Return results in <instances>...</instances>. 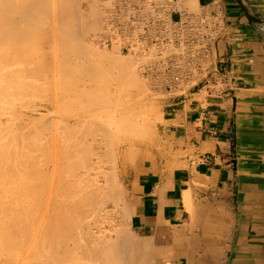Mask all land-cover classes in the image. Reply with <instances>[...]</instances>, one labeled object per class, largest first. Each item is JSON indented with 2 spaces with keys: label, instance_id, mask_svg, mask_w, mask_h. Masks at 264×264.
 Returning a JSON list of instances; mask_svg holds the SVG:
<instances>
[{
  "label": "crops",
  "instance_id": "crops-1",
  "mask_svg": "<svg viewBox=\"0 0 264 264\" xmlns=\"http://www.w3.org/2000/svg\"><path fill=\"white\" fill-rule=\"evenodd\" d=\"M243 1L264 13V0ZM171 7L173 21L222 12L228 28L215 43V62L232 73L234 88L213 93L201 81L163 101L160 131L170 153L145 159L127 179L129 226L156 244L177 230L196 241L204 230L226 229L220 241L236 243L237 258L197 254L192 264H264V31L239 0H173Z\"/></svg>",
  "mask_w": 264,
  "mask_h": 264
},
{
  "label": "rangeland",
  "instance_id": "rangeland-1",
  "mask_svg": "<svg viewBox=\"0 0 264 264\" xmlns=\"http://www.w3.org/2000/svg\"><path fill=\"white\" fill-rule=\"evenodd\" d=\"M16 1H17V3H21V2H23V0H13V2L14 3H16ZM44 1H45V3H46V5L48 4V6H47V8H46V6H45V3H44ZM91 1V2H90ZM128 1V2H127ZM136 1L139 3V5H137V3H136ZM48 0V1H46V0H42V5L40 6V7H37V10H39V11H37L36 9H35V13H33V15H34V17H33V19L31 18V19H29V21L31 22L32 20H34V21H36L37 19V16H43V17H41V19H40V17H38V20H37V23L36 24H34V21H32V23H30V22H28V21H24V23H22V22H19L18 20V23L16 22V27L18 26L19 28V30H17V32H15L14 33V35H13V38H11L12 36L10 35V37L8 36V38H7V36L5 37V38H7V39H4V41H2V42H0V57H2V58H4L5 59V61L3 62L2 60H0V82L1 81H5L4 80V78L6 79V81H7V79H8V81L10 82V85H7V83H9V82H1L2 84V88L0 89L1 91H3L2 92V94H0V100H2L0 103V109L2 110L1 111V114L2 115H4V116H6V115H8V113L10 114V113H12V114H10V115H8V116H6L7 118L8 117H11L12 119L15 117V115H17V117H15L13 120H11V122H10V120H9V118L7 119L9 122H10V124L8 123V125L7 126H9V129H8V127L4 130V132L8 129L9 130V132H11V133H7L8 132V130H7V132H3V129L2 130H0V135H2V136H0V142H5V141H8V139H10L12 142V144H11V146H12V149L14 148V146L16 147V148H14L15 149V152H14V154L15 155H17V157H20L21 158V156H22V152L24 153L26 150H28V149H25L24 148V144L26 143L27 145V148H28V146H29V150L28 151H26L27 153L29 152V154H26V157H29V156H31V158H30V160L31 159H34V161L36 162L35 163V167H37L38 166V164L39 165H42L41 166V168H45V167H50V165H49V163H48V165H47V159H48V157H51V154H59V150H60V145L59 144H62V140L61 139H63V132H62V113L61 112H65L68 108H73V107H71V106H73L74 104H76L77 102L76 101H80V103L81 104H86L88 101V103L87 104H89V103H91L92 101H90V100H96V96H97V99L99 98V97H101V96H105V95H107V94H109V96H111L110 98H112V99H114L115 97H114V91H113V93L112 92H110V90L115 86L113 83H115L116 81H114L113 80V82H112V76L114 75V72L116 73V74H119V71H121V68L122 69H124V68H128V67H133L132 69L135 71V74H136V76H137V81H139V83H141V85H143V92L141 93V95L142 96H144L143 97V100H142V103H141V106H139L140 108L139 109H141V110H139V112H142L141 114H140V122H139V129L137 130V131H135V132H133L132 133V138H130L129 140H128V145L127 144H125L124 146H122L121 147V150H120V152L122 151V149L124 150V153L123 152H121L123 155V157H122V159H120L118 162H115L113 159L114 158H112V159H109V160H106V159H102L104 162H102L101 164H102V166L98 169L100 172H98V170H97V177L99 178V180H101V183H103V181H106V177H109L110 178V175L112 176V174H113V176H115V177H111L112 179L111 180H109V178H108V181L109 182H111L112 180V184H114V185H110V184H108V185H110V186H108L109 187V189H110V193L111 194H115L116 196H114V195H111V194H109L108 193V191L107 190H109L108 189V187H107V190H105V188L100 192L101 194H103V193H105L104 191H107L106 193H108V198H109V195H111L112 196V199L114 198V197H118V198H116V199H113L114 200V202H112V200H111V198L110 199H108L109 200V202L111 203H107L106 201H107V198H105L106 199V201H101V199H102V197L104 196V195H106V193L104 194V195H101V194H99V195H101L100 197H101V199H100V205H99V210L101 211L99 214H96L95 216H92L91 217V215H90V217H89V215L87 216H84L83 218H84V223L86 222V224H84V223H82V221L81 220H83V218H82V216H81V219L79 218V221H81V222H79L80 224H81V226H80V224H79V231L80 230H82V233L81 234H79V236L82 238V234H85V232H86V235H88L89 234V236L91 237V235H90V233H91V231H92V235H94L97 231H98V233H96V234H100V232H99V229L97 228V227H101V230H102V234H103V232L104 233H106V231L108 232H110V234H109V232L108 233H106V235H108V238L109 237H111V241H113V239H114V241H115V238H114V234L117 232H115V233H113L116 229L119 231L120 229H124L123 231H127V233H129L127 236L128 237H130L131 238V241H132V243H131V246H132V248L134 249V251L132 252V251H128L127 252V249H126V252H127V254H128V258H129V255H131L130 257L131 258H133V259H135V260H132V261H134L133 262V264H143L142 263V259H143V256H145L144 258L145 259H147V264H152L153 262H156V260H157V257H158V255L156 254L157 252H156V249H157V244L155 243V240L153 239V238H151V237H149V236H147L146 235V237H143V236H145V235H143V234H141V233H139L138 231H136V230H133L130 226H129V223H128V219H129V215H130V210H129V206H128V204H127V200H128V190H127V185H126V181H127V179L128 178H130L131 177V173H133L135 170H137L138 169V166L140 165V163L141 162H143L145 159H148V158H153V157H155L156 156V154L158 153V154H162V153H170V150H168L167 148H166V143H165V139L163 138V136H162V133H161V131H160V124H161V122H162V116H163V112H164V104H163V101L164 100H166V99H168L171 95H172V92L171 91H169V88H166L165 87V85L162 83V82H160V80L159 79H157V77H152V74H150L149 73V71L150 70H147L146 69V67L145 68H143L142 66L144 65V63L145 62H151V61H149V59L148 58H150V55H148V56H142V54L141 53H138V52H131V50H127V49H125L124 47H122V46H118V45H110V43H109V41H108V39H107V37H108V35H109V33H110V23H109V19L110 18H112V19H114V20H117V21H120V22H122V24H126L127 22H129L130 21V16H132V15H137L136 13L138 12V10H139V8L141 7V3H143V1H145V0H140V2H139V0ZM110 3V5H109V3ZM136 4H135V3ZM44 3V4H43ZM55 3V4H54ZM122 3H126V5L129 7V9L125 12V11H123V9H121L122 7ZM128 3V4H127ZM64 4V5H63ZM68 4V5H67ZM133 4V5H132ZM66 5V6H65ZM66 8H65V7ZM89 6V7H88ZM97 6V7H96ZM131 6V7H130ZM94 7V8H93ZM106 7V8H105ZM43 8V9H42ZM62 8V9H61ZM93 8V9H92ZM110 10H109V9ZM133 8V9H132ZM137 8V9H136ZM191 8H194V6H191ZM49 10V12L47 11V10ZM64 9V10H63ZM70 9V10H69ZM111 9H112V12H111ZM115 9V10H114ZM58 10H60V11H58ZM88 10H89V12H88ZM93 10V11H92ZM83 11V12H82ZM102 11V12H101ZM37 12L39 13V15L37 14ZM40 12H42L43 13V15L40 13ZM48 12V13H47ZM59 12V13H58ZM90 12L91 13H93V14H90ZM104 12V13H103ZM132 12V13H131ZM47 13V14H46ZM55 13V14H54ZM69 13H70V15H69ZM82 13V14H81ZM85 15H84V14ZM128 13V14H127ZM134 13V14H133ZM54 14V15H53ZM62 14V15H61ZM65 14H67V15H65ZM77 14V15H76ZM124 14V15H123ZM262 14V13H261ZM48 15V16H47ZM63 15H65V16H63ZM92 15V16H91ZM262 15H264V13L262 14ZM47 17V18H45V17ZM60 16H63L64 18H63V23H64V25L62 24V21H61V18H60ZM71 16V17H70ZM50 17V18H49ZM59 17V18H58ZM68 17H69V19H68ZM90 17H92V19L90 18ZM122 18V19H121ZM129 18V19H128ZM36 19V20H35ZM43 19V20H42ZM68 19V20H67ZM88 19V20H87ZM94 19V20H93ZM55 20V21H54ZM57 20L59 21L58 23H56L57 22ZM83 20H85V21H83ZM104 20V21H103ZM126 20V21H125ZM39 21V22H38ZM45 21V22H44ZM91 21H93L92 23H95V24H92L93 25V27H91V24H90V27L87 29V30H84V32H82L83 31V29L85 28V26L84 25H86V24H89ZM98 21V22H97ZM55 22V23H54ZM97 22V23H96ZM101 22V23H100ZM107 22V23H106ZM20 23V24H19ZM44 23V24H43ZM60 23V24H59ZM68 23V25H66V24ZM17 24H19V25H17ZM26 24V25H25ZM29 24H30V27H29ZM31 24L32 25H34V27L33 26H31ZM53 24L56 26V27H54L53 26ZM80 24V25H79ZM101 24V27L99 26ZM22 25H24V26H22ZM58 25H60V27L58 26ZM62 25H63V29H62ZM73 25V26H72ZM94 25H96V26H94ZM20 26H22L23 27V30H24V28L26 29V30H22V31H20V29H22V27H20ZM50 26V27H49ZM51 26H53V28L51 27ZM58 27H59V29H58ZM70 29H69V28ZM80 27H81V29H82V31H81V29H80ZM84 27V28H83ZM37 28H39V29H37ZM65 28V29H64ZM68 28V30L69 31H67L66 29ZM100 28V29H99ZM31 31H30V30ZM44 29V30H43ZM51 29H52V31H51ZM72 29H73V31H72ZM86 29V28H85ZM32 30H33V32H32ZM63 30H65V31H63ZM71 30V31H70ZM20 31V32H19ZM27 31V32H26ZM38 32V34H37V32ZM58 31H59V33H58ZM80 31V32H79ZM34 32H36V33H34ZM43 32V33H42ZM53 32V33H52ZM55 32H57V33H55ZM64 32V33H63ZM21 33V36L22 35H28L29 36V33L30 34H32V35H30V36H32L33 38H31L30 36H29V40L28 39H26L27 38V36H25V38L23 39V38H18L16 41L18 42H15V38H16V36L18 35V37H20L19 36V34ZM23 33V34H22ZM62 33V35H60ZM83 33V34H82ZM15 34H16V36H15ZM51 34H53L52 35V37H51ZM59 34V35H58ZM65 34H68V36L67 35H65ZM73 34V35H72ZM85 34V35H84ZM101 34V35H100ZM35 35V36H34ZM43 35H48L49 36V39L47 40V41H43V40H41V37L43 36ZM80 35V36H79ZM100 35V36H99ZM103 35V36H102ZM15 36V37H14ZM55 36V37H54ZM58 36V37H57ZM60 36H62V37H60ZM96 36V37H95ZM24 37V36H23ZM76 37V38H75ZM81 37V38H80ZM31 38V39H30ZM60 38H62L61 40H60ZM63 38H64V41L65 42H62L63 41ZM9 39H12V42H10L9 41ZM54 39V40H53ZM67 39V40H66ZM80 39V40H79ZM81 39H83V40H81ZM79 41V42H78ZM95 41V42H94ZM103 41V42H102ZM9 42V43H8ZM68 43L69 45L68 46H70L71 48H73L74 49V47H73V44L75 45V51H78V50H80L81 48H79L80 46H82L83 45V43H84V47L83 48H86L87 49V52L89 51V52H91L90 54H89V52H88V54L89 55H91V59H88L87 58V62L85 61L86 59L84 58H82V56H81V58L79 57H77L76 59H78V65H80V69H77V71L79 70V72H78V75H79V77H81L80 79H82V80H79V85L77 84V85H72L71 87L73 88V91H72V88H71V92H69V94H67V95H60L59 97H54V94L55 93H59L61 90H62V87H64L65 88V85H66V83H67V81H64L63 79H61V78H59L60 77V75L61 74H57V73H60V72H55V71H53V72H49L50 74H47V75H49V76H47V75H40V71H39V73L38 72H36L37 70H35V71H28V69H27V71L25 70V66H27V68L29 67V68H32L33 66H34V64H33V62H32V59L33 58H36L37 56H39L41 53H43L42 51H45V52H47V55H49V58H48V60H50L51 61V59H56L57 60V58H60V57H62V55H65V54H67V53H70L71 52V54L72 53H75V51L73 50V49H71L70 47L69 48H67V46L65 47L66 48V51H67V49H71L70 50V52L69 51H65L64 49H63V51H62V46H63V43H64V45H66L65 43ZM17 43V45L15 46V44ZM53 43V44H52ZM73 43V44H72ZM62 44V45H61ZM71 44V45H70ZM25 45V46H24ZM41 45H43V46H41ZM49 45V46H48ZM77 45H78V50H76V47H77ZM37 46H38V48H37ZM42 47V50H40V48ZM55 46V47H54ZM57 46H59V47H57ZM40 47V48H39ZM43 47H46V48H43ZM49 47V48H48ZM61 47V48H60ZM176 46H172L171 48H175ZM25 48V49H24ZM55 48V49H54ZM59 48V49H58ZM19 49H20V51H19ZM177 49V48H176ZM72 50L74 51V52H72ZM66 52L65 54L63 53V52ZM21 53V54H20ZM63 53V54H62ZM87 54V55H88ZM21 55V56H20ZM74 55V54H73ZM92 56H94V58H92ZM7 57H9V58H7ZM17 57H18V59H17ZM144 58V59H143ZM7 59H8V62H7ZM14 59H16V60H14ZM20 59V60H19ZM82 59H83V62L85 61V65H83L82 63ZM93 59V60H92ZM95 59L97 60V61H100L99 63L100 64H98L97 63V61H95ZM92 60V61H95L96 63H97V65H95V62H94V65L92 64L91 66L90 65H88V64H90V61ZM105 62V63H104ZM7 64V65H4V64ZM81 63V64H80ZM119 63V64H118ZM87 64V65H86ZM111 66H110V65ZM120 64H123V65H120ZM2 65L4 66V68L2 69ZM82 65L85 67L86 66V68L89 66L90 67V69L89 68H87V71H85L84 69H86V68H83L82 69ZM116 65V66H115ZM94 66H96V67H94ZM98 66H100V67H98ZM101 66H103V67H101ZM108 66V70L107 69H105L106 67ZM110 66V67H109ZM114 66L116 67V68H114ZM122 66H125V67H122ZM17 67H19V68H17ZM93 67L94 68H100L99 69V72H101V73H103L102 74V76H95L96 74H98V75H100L101 73H99L98 71H97V69H94V70H92L93 69ZM105 67V68H104ZM15 68V69H14ZM23 68V70H21V72H20V69H22ZM9 69H11V71H8ZM12 69H14V70H16V71H13ZM19 69V70H18ZM91 71V73L92 74H89V70ZM102 69V70H101ZM110 69H112L111 71H110ZM119 70V71H117L116 72V70ZM7 70V72L5 73L7 76H2L1 75V73H4V71H6ZM101 70V71H100ZM107 70V72H108V74L106 75V76H104L106 73L105 72H103V71H106ZM19 71V73L18 74H16L17 72ZM25 71L28 73H25ZM80 71H82V73L84 72L86 75L88 74V76L89 75H91L92 77H95V78H92L91 79V77L89 78L88 76H85V77H82L83 75H85L84 73H83V75H81L82 73H80ZM10 72H12V73H14L15 75H17V77L16 76H14L12 73H10ZM30 72H32V74H30ZM86 72H88V73H86ZM94 72V73H93ZM95 72H98V73H95ZM8 73V74H7ZM10 73V74H9ZM20 73H22V74H20ZM5 74H3V75H5ZM11 74L13 75L12 77H11ZM110 74V75H109ZM8 75H10V76H8ZM40 75V76H39ZM109 75V76H108ZM112 75V76H111ZM229 75H232V73L230 74L229 73ZM28 76V77H27ZM3 77V78H2ZM8 77V78H7ZM26 77V78H25ZM70 77V76H69ZM89 79H88V78ZM101 77H103V78H101ZM105 77H107V79H109V81H111V83L110 82H108V80L107 79H105ZM109 77V78H108ZM20 80V83H19V80ZM84 78V79H83ZM86 78V79H85ZM100 78L101 79H104V80H107V82H105L104 80V82L105 83H103V81L101 82L100 81ZM111 78V79H110ZM61 79V80H60ZM66 80H68L67 78H65ZM99 81H98V80ZM162 79V78H161ZM16 80H18V81H16ZM63 80V81H62ZM93 80V81H92ZM13 81H15L14 82V84L12 83ZM70 81H71V77H70ZM95 81V82H94ZM163 81V80H162ZM16 82H18V83H16ZM21 82H22V84H21ZM23 82H24V84H23ZM25 82H27V84L25 83ZM65 84L64 86H62V84L63 83ZM97 82V83H96ZM100 82V83H99ZM4 83H6V84H4ZM30 83V84H29ZM4 84V85H3ZM15 84H17V86H19L20 84H21V86H19L20 87V89L16 86V87H14L15 86ZM19 84V85H18ZM97 84H100V85H98L97 86ZM114 86H113V85ZM85 85V86H84ZM107 85V86H106ZM108 85H110V86H108ZM232 85H233V88H234V83H233V79H232ZM7 86H9L8 88H10L11 90H9L8 88H7ZM11 86V87H10ZM24 86H26L27 88H23ZM31 86V87H30ZM87 86V87H86ZM101 86V87H100ZM98 87V88H97ZM102 87H107V88H104V90L106 89H108L109 87V92H107L106 90L104 91L103 89H102ZM112 87V88H111ZM162 87V88H161ZM5 88V89H4ZM29 88H30V90H29ZM99 88L101 89V90H99ZM3 89V90H2ZM9 91H8V90ZM15 89H17V91L14 90ZM26 89V90H25ZM31 89H33V91L31 90ZM79 89V91H77ZM85 89L87 90V91H85ZM90 89L92 90V91H90ZM21 90H24V92H26L25 94H21L20 92H23V91H21ZM60 90V91H59ZM84 90V91H83ZM93 90H95V92L93 91ZM96 90H98V91H96ZM104 92H103V91ZM6 91V92H5ZM20 91V92H19ZM27 91H30V92H28L27 93ZM38 91V92H37ZM84 93H86V94H88V95H86V96H84V94H83V92ZM102 91V92H101ZM32 92V93H31ZM37 92V93H36ZM77 92L79 93L77 96H75L76 94H77ZM94 92V93H93ZM97 92H98V94H97ZM101 92V93H100ZM107 92V93H106ZM81 93V94H80ZM91 93H93V95H95V96H93ZM96 93V94H95ZM104 93V94H103ZM146 93V94H145ZM153 93V94H152ZM156 93V94H155ZM3 94H5L4 96H3V98L4 99H6V100H3V98H2V95ZM9 94V95H8ZM10 94H11V96H13L12 98H8V97H6V95L7 96H9V97H11L10 96ZM27 94V95H26ZM83 94V97L81 96ZM100 94V95H99ZM116 94V93H115ZM90 95V96H89ZM93 97H92V96ZM22 97V98H21ZM82 97V98H81ZM2 98V99H1ZM54 98V99H53ZM75 98H77L76 99V101H74V99ZM79 98V99H78ZM22 99L24 100L23 101V103L21 104V101H22ZM62 99V100H61ZM9 100H11L10 101V104H9ZM21 100V101H20ZM82 100H83V102H82ZM6 101V102H5ZM12 101H13V103H12ZM17 101V102H16ZM52 101V102H51ZM62 101V102H61ZM19 102V103H18ZM74 102H76V103H74ZM80 103H79V107H80ZM6 104V105H5ZM17 104V105H16ZM19 104V105H18ZM47 105L48 106V108H45V109H43V106L40 108V109H36V107L37 106H39V105ZM52 104V105H51ZM61 104V105H60ZM3 105V106H2ZM10 105V106H9ZM22 105H23V107H22ZM5 106V107H4ZM31 106V107H30ZM56 106V107H55ZM25 107V108H24ZM55 107V108H54ZM60 107V108H59ZM3 108H4V111H3ZM7 108H9L10 109V111H12V112H9V110L7 111L6 109ZM16 108H17V110H18V112L16 111ZM24 108V109H23ZM33 108H35L34 110H33ZM53 108V109H52ZM13 109V110H12ZM36 110V111H35ZM81 109H79V111H80ZM14 112H17V113H15V115H13L14 114ZM20 112V113H19ZM68 112H69V110H68ZM4 113V114H3ZM6 113V114H5ZM29 113V114H28ZM28 116V117H27ZM5 118V117H4ZM36 118V119H35ZM48 120V121H47ZM59 120H60V123H59ZM13 121V122H12ZM16 121V122H15ZM29 121H31V122H29ZM15 122V123H14ZM24 122V123H23ZM28 122V123H27ZM40 122V123H39ZM44 122V123H43ZM57 122V123H56ZM49 123V124H48ZM144 123V124H143ZM20 124V125H19ZM11 125V126H10ZM13 125V126H12ZM15 125V126H14ZM60 126V127H59ZM143 126V127H142ZM41 127V128H40ZM43 127V128H42ZM59 127V128H58ZM28 128V129H27ZM42 129V130H40V129ZM35 129V130H34ZM48 129V130H47ZM53 129V130H52ZM16 132H15V131ZM45 130V131H44ZM47 130V131H46ZM61 130V131H60ZM26 131H28V132H26ZM37 131V132H36ZM41 131V132H40ZM43 131V132H42ZM1 132H3V133H1ZM13 132H15V135H16V139H15V137H14V134H13ZM35 132V133H34ZM51 132V133H50ZM24 133H25V135H24ZM28 133V134H27ZM37 133V134H36ZM43 133H44V135H43ZM3 134H4V137H3ZM13 135L12 136V138L14 137V139H15V141H14V139H11V138H8L9 136H11V135ZM30 134V135H29ZM6 135H9V136H7L6 137ZM29 135V136H28ZM39 135V136H38ZM50 135V136H49ZM26 136H27V138H26ZM43 136H44V138H43ZM48 136V137H47ZM58 136H59V138H58ZM38 137V138H37ZM4 138H8L7 140L5 139V140H2V139H4ZM26 138V139H25ZM50 138V139H49ZM36 139V140H35ZM42 139V140H41ZM52 139H53V141H52ZM60 139V140H59ZM2 140V141H1ZM35 140V141H34ZM38 140V141H37ZM48 140V141H47ZM32 141V142H31ZM37 141V142H36ZM42 141H44V142H42ZM50 141H51V143H50ZM57 141V142H56ZM28 142H30V144L28 143ZM53 142V143H52ZM55 142H56V145H55ZM58 142H60V143H58ZM6 143V142H5ZM31 143H33L34 144V146H33V144H31ZM36 143V144H35ZM44 143V144H43ZM48 143H50V144H48ZM58 143V144H57ZM116 143H117V145H116ZM6 144H8V147L10 146L9 145V141L6 143ZM14 144V145H13ZM43 144V145H42ZM45 144H46V146H47V149H46V147H44L45 146ZM118 144H120L119 143V140H117V141H115V148H117V147H119V145ZM130 144H132L131 146H130ZM23 145V146H22ZM35 145H36V147H35ZM38 145H40V146H38ZM59 145V146H58ZM11 146L9 147V149L11 148ZM21 146V147H20ZM38 146V147H37ZM43 148H45V150L44 151H42L41 150V148L42 147ZM51 146L53 147V150H52V148H51ZM117 146V147H116ZM19 149H18V148ZM31 147V148H30ZM32 147H33V150H31L32 149ZM34 147L36 148V150L34 149ZM54 147H56V149L54 148ZM20 148H23L22 150H25V151H22V150H20ZM38 148H39V150H38ZM58 148V149H57ZM132 149V153H131V149ZM12 149H10V150H12ZM126 149H128V151L126 150ZM17 150H20V153L19 154H17L18 153V151ZM41 150V151H40ZM48 150V151H47ZM118 152H119V150H118V148L116 149ZM135 150V151H134ZM14 150H12V152H13ZM16 151H17V153H16ZM22 151V152H21ZM46 151V152H45ZM55 151V152H54ZM25 152V153H26ZM54 152V153H53ZM32 153V154H31ZM40 155H38V154ZM47 153V154H46ZM49 153V154H48ZM51 153V154H50ZM42 154V155H41ZM45 154V155H44ZM14 155V156H15ZM23 155H25V154H23ZM27 155H29V156H27ZM49 155V156H48ZM38 156V157H37ZM17 157H13L12 158V162H14L15 163V165H17L16 163V158ZM23 157V156H22ZM36 157V158H35ZM45 157H46V160H45ZM95 157V155H93L92 156V159ZM19 158V159H20ZM27 160H28V158H26ZM41 159V160H40ZM43 159V160H42ZM18 160V159H17ZM23 160V164H25V162L27 161V160H25V156L20 160V162ZM25 160V161H24ZM30 160H28V163H33V161L32 162H30ZM113 160V161H112ZM45 162V163H42V162ZM19 162V161H18ZM39 162V163H38ZM8 163V162H7ZM10 163V162H9ZM22 163V162H21ZM21 163H19V167L17 166V170H18V172H15V173H17V175L16 174H13V173H11V176H9L7 179L8 180H10V181H7L6 180V183H4L5 181V178H3V177H0V192L1 191H4V190H2L3 188H2V186L4 185L7 189H6V191L8 190L9 192H6V191H4V192H1L0 194V198L1 199H3L4 200V196H6V197H13V198H7L6 199V197H5V199L6 200H4V201H10V202H12V203H14L15 205H16V207H15V205L13 204V206H12V204H10L9 205V209H10V206H12L14 209H16V210H20V209H18V207H20L21 208V210L20 211H23L22 209L23 208H25L26 206H27V204L26 203H28V206H29V208H28V210H26L27 208H25V211H24V213L23 212H20V213H23L24 215H22V214H20V215H22L23 217H27L26 216V213H28V211H30L31 212V210L33 209L32 208V206L34 205V203H36V206L39 204V202H38V200H39V197H41L42 195H41V193H42V191H43V189H42V187L44 186V185H46V184H44L45 182L42 180V179H39V181L41 182H43V185L41 186V189H40V185H38V187H35V186H37L36 184H35V182L36 181H32L30 178H32V177H34L33 178V180H36L37 178H41V174L39 173V172H41V168H40V166H38V168H35L33 165V167L37 170V169H39L40 168V170H37V171H35L34 172V168L33 169H30V167H32L30 164V166L28 165H24V167H23V165L21 164ZM41 163V164H40ZM104 164V165H103ZM47 165V166H46ZM22 166V167H21ZM26 166V167H25ZM29 167V169L33 172V174H35L36 173V175H30V173L31 172H29L30 170L28 169L27 171H26V169L25 168H28ZM48 167V168H49ZM21 168V169H20ZM22 168H24L25 169V171H26V173L27 172H29V174L28 175H30V178L29 177H26L27 176V174L25 175V174H23V173H21L20 174V171L22 170ZM50 168H52V165H51V167ZM20 169V170H19ZM104 169H105V171H104ZM101 170H102V172H101ZM111 170V171H110ZM39 171V172H38ZM22 172H23V170H22ZM37 172H38V176H37ZM106 172H107V174H106ZM110 172V173H109ZM102 173V174H101ZM105 173V174H104ZM12 174L13 175H16L15 177H20L19 179H18V177H17V179H18V181H19V187H17V189H16V186H17V183H16V181L14 182L13 180H15L14 178H13V176H12ZM22 174H23V176H22ZM32 174V173H31ZM39 174H40V176H39ZM105 175V176H104ZM32 176V177H31ZM91 176H92V174H91ZM10 177H12V178H10ZM26 177V178H25ZM37 177V178H36ZM36 178V179H35ZM113 178H115V179H113ZM4 179V180H3ZM21 180L24 182V183H26V182H30V183H34L33 185H34V187L35 188H37V190H40V191H37V192H33L32 191V184H31V186H29L30 184L29 183H26V185L27 184H29V185H27L28 186V191H29V188H30V190H31V192L33 193V194H30V192H29V194H30V197H27L26 195H24V197H27V198H24L23 199V194H22V196H21V198H20V195H21V190L23 191V190H26L25 189V187H21V186H23V184L21 183ZM26 182H25V181ZM28 180V181H27ZM30 180V181H29ZM3 181V182H2ZM13 181V182H12ZM17 181V182H18ZM39 181H37V184H42V183H39ZM115 181V182H114ZM12 182V183H11ZM4 183V184H3ZM7 183H10V184H12V186H9V184H7ZM14 183V184H13ZM16 183V184H15ZM22 184V185H21ZM49 185H50V183H48ZM8 187H7V186ZM15 187H14V186ZM21 185V186H20ZM24 186H25V184H24ZM113 188H112V187ZM11 187V188H10ZM13 187V188H12ZM45 187V186H44ZM47 187V188H46ZM46 193L48 194V192H49V186L48 185H46ZM113 189V191L111 190V188ZM115 187V188H114ZM9 188V189H8ZM21 190H20V189ZM119 188V189H118ZM14 189V192L15 193H17V195H19V193H20V195H19V201L20 202H26L25 204H26V206H25V204H24V206H23V204L22 203H20V202H18V204L20 205H18V207H17V200H18V197H17V195L15 196V195H13V194H15V193H11V190H13ZM16 189V190H15ZM19 189V190H18ZM118 189V190H117ZM16 191H19V192H16ZM27 191V192H28ZM13 192V191H12ZM25 193H26V191H24ZM40 192V193H39ZM44 192V191H43ZM4 193V194H3ZM10 193V194H9ZM38 193V194H37ZM26 194H28V193H26ZM29 194H28V196H29ZM36 194V195H35ZM43 194V193H42ZM47 194H45V192H44V194H43V199H41L40 200V202L43 200H45L46 199V197H48V195ZM4 195V196H3ZM11 195V196H10ZM40 195V196H39ZM45 195H47V196H45ZM2 196V197H1ZM35 197V202H34V197ZM37 196H39V197H37ZM107 196V195H106ZM105 196V197H106ZM110 196V197H111ZM36 197H37V199H36ZM45 197V198H44ZM17 198V199H16ZM0 199V200H1ZM23 199V200H22ZM27 199V200H26ZM30 199V200H29ZM16 200V201H15ZM25 200V201H24ZM29 200V201H28ZM37 200V201H36ZM118 200H119V202H118ZM32 201L34 202V203H32ZM43 201L41 202V203H43ZM103 202V203H102ZM104 202L107 204H104ZM33 205H32V204ZM123 203V204H122ZM102 204H104V205H102ZM109 204V205H108ZM43 205L44 204H41L40 205V207H42L43 209L45 208V207H43ZM106 205V207H108L109 206V208H111L110 210H109V212L107 213V214H105L104 215V217H101V215H103V214H101V213H103L104 211H105V208L106 207H104ZM22 206H23V208H22ZM27 206V207H28ZM6 206H4V207H0V215L2 216L3 214H4V212L6 213L7 211H9V209H8V206L5 208ZM39 207V205L37 206V210H36V207L34 206V211H32L33 213H32V215H34V217H35V215H36V212L38 213V212H40V211H42L41 209L42 208H40ZM2 208V209H1ZM32 208V209H31ZM101 208V209H100ZM8 209V210H7ZM29 209H31V210H29ZM40 209V210H39ZM112 209H113V211H112ZM3 210V211H2ZM39 210V211H38ZM2 212V213H1ZM29 212V213H30ZM43 213H44V210L41 212V214H42V216H43ZM115 213V214H114ZM39 214V215H38ZM37 215L38 216H41L40 215V213H38ZM31 215V216H32ZM36 215V217H38ZM110 215V216H109ZM0 216V217H1ZM22 216H20V221H22V220H24L25 218H22ZM42 216H41V219H42ZM109 218H108V217ZM89 217V218H88ZM97 217H100V218H97ZM105 217H107V219H105ZM88 218V220H86L85 221V219H87ZM102 218H103V220H102ZM31 219V225L30 226H32L31 227V232L28 230V229H30V228H28V227H30L29 226V224H30V220H28V226H27V232H25L24 231V233H20L21 231H20V229H22L23 227V225H22V222H21V225L19 226L18 225V221H16L15 222V230L18 232V234H17V232H14V234H15V238H14V243L13 244H11V248H12V246H14V248L13 249H10V250H2V252L3 253H1V246H2V244H3V240H2V235H1V233H2V231L4 230V229H2V228H0V237H1V240H0V253L2 254V257H0V264H9L10 262V264H15V261H16V263L18 264H57V263H59V264H77V263H79V260H81L80 262V264H99V263H104L105 261L107 262H105L104 264H122V262H123V264H125L126 262H125V260L124 259H119L118 260V256L120 255L119 253H120V251H118V248H116L117 250H115V248H114V251H115V254H116V257H113L114 255H111L110 256V254L108 253V256H106V257H102L100 260H98V259H94V257H90L91 259L89 260V256L86 258V256L84 255V254H82L81 255V253L79 252V254H73V253H71L72 254V256H73V258H72V256L71 255H69V257L70 258H67L66 256L64 257V258H66L65 260L66 261H64V263H63V261H61V262H58V261H56V260H53V259H51L52 257H51V255L49 254V250H47V252L46 251H44V249L43 250H41L42 248H43V246L45 247V248H47L46 246H45V242L46 241H44V240H46V234H44V233H42V232H45V228H46V226H44V230H43V228H42V225L40 226V224H42L40 221H42L41 219H40V221H37L39 218H37V219H34L33 217L32 218H30ZM34 219V220H33ZM43 219H44V216H43ZM89 219H92V220H89ZM101 219V220H100ZM35 220L37 221V222H39V223H34L35 222ZM94 220V221H93ZM44 221V220H43ZM42 221V222H43ZM93 221V222H92ZM96 221H97V225L95 226V224H96ZM99 221L101 222V223H99ZM33 222V223H32ZM87 222H89V223H87ZM17 223V224H16ZM23 223H24V221H23ZM43 223H45V222H43ZM91 223V224H90ZM98 223H99V225H98ZM19 224H20V222H19ZM32 224H35L36 225V227L39 225L41 228H42V230L41 229H39V230H41V234H43L42 236H43V238H44V236H45V238H44V240H40L41 241V243H42V247L41 246H39L40 247V249H39V247L37 246V248L39 249V251H38V249L34 246L35 244H37V245H39L40 243H38L37 241H39V240H36L38 237H39V234L40 233H38V231L39 230H36V229H38V227L36 228V229H34V227L33 226H35V225H32ZM89 224H90V227H89ZM94 224V225H93ZM104 224V225H103ZM121 224V225H120ZM45 225V224H44ZM82 225L83 226H85V227H83L82 229H81V227H82ZM100 225H102V226H100ZM18 226H19V228H18ZM108 226V227H107ZM110 226H114L113 228H112V230L110 229L111 227ZM22 227V228H21ZM102 227H103V229H102ZM119 229H118V228ZM91 229V230H89V229ZM115 228V229H114ZM131 228V229H130ZM18 229V230H17ZM34 229V230H33ZM87 230V231H90V233H88L87 231H85V230ZM98 229V230H97ZM2 230V231H1ZM24 230V229H23ZM23 230H22V232H23ZM83 230L85 231V232H83ZM95 230V231H94ZM97 230V231H96ZM105 230V231H104ZM122 230H120V231H122ZM131 230V231H130ZM36 231H37V233H38V237L36 236V237H34L35 235L34 234H37L36 233ZM29 232V233H28ZM40 232V231H39ZM218 230L217 229H215V230H213V232H211V233H213V236H214V234H218ZM21 235H20V234ZM27 233L29 234V235H27ZM80 233V232H79ZM203 233H204V236L202 237V239H203V241H205L209 236V234H210V232H205V230L203 231ZM23 234H25V235H27V237L25 238V237H23ZM95 234V235H96ZM112 234V235H111ZM131 234L132 235H135V236H131ZM34 235V236H33ZM85 235V236H86ZM109 235H111V236H109ZM113 236V237H112ZM139 236V237H138ZM18 237V238H17ZM29 237V242H28V240L26 241V239ZM32 237H33V239H32ZM88 237V236H87ZM87 237H85V241H86V243H93V242H90L91 240H89V242H87ZM93 237V236H92ZM95 237V236H94ZM93 237V238H94ZM135 237V238H134ZM23 238V239H22ZM35 238V239H34ZM93 238H88V239H93ZM113 238V239H112ZM145 238V240H143ZM150 238V239H149ZM19 239V241L17 242L16 240H18ZM21 239V240H20ZM39 239H42V238H39ZM152 239V240H151ZM24 240V241H23ZM37 242H35V241ZM107 240H110V238L109 239H107V236H106V238H105V242H107L108 244L109 243H111L110 241H107ZM135 240H137V241H135ZM139 240V241H138ZM148 240V241H147ZM151 240V241H150ZM39 241V242H40ZM83 240H81V242H82ZM113 241V244H115V242ZM145 241V242H144ZM149 241H150V243L153 241V244L152 245H150L149 244ZM26 242V243H25ZM28 242V243H27ZM168 243H169V246H170V244H172V242L173 241H171V238H169V240L167 241ZM15 243H16V245H15ZM19 243V244H18ZM34 243V244H33ZM83 243V242H82ZM26 244V245H25ZM84 244H85V242H84ZM88 244V245H89ZM142 244V245H141ZM145 244H146V246H145ZM47 245V244H46ZM138 245V246H137ZM157 245V246H156ZM16 246H18L17 248H19V249H17L16 248ZM20 246V247H19ZM116 246V245H115ZM134 246V247H133ZM145 246V247H144ZM150 246H152V247H150ZM29 247V248H28ZM36 248V249H34V248ZM141 247V248H140ZM143 247V248H142ZM150 247V248H149ZM15 248H16V250H15ZM21 248V249H20ZM137 248H139V250L141 251L142 250V252H140ZM34 249V250H33ZM48 249V248H47ZM123 249V248H122ZM137 249V250H136ZM148 249L150 250V251H148ZM46 250V249H45ZM135 250H136V252H135ZM145 250V251H144ZM158 250V249H157ZM33 251H35L36 253H38L37 255H36V253L35 252H33ZM41 251V252H40ZM119 253H118V252ZM152 251V253H150ZM159 251V250H158ZM122 252H123V250H122ZM14 253V254H13ZM18 253V254H17ZM114 253V252H113ZM133 253V254H132ZM144 253V254H143ZM148 253H150V254H148ZM1 254H0V256H1ZM6 254H9V255H6ZM23 254V255H22ZM34 254L36 255V256H34ZM136 254H137V256H136ZM141 254V255H140ZM143 254V255H142ZM156 254V255H155ZM12 255H13V257H12ZM33 255V256H32ZM45 255V256H44ZM136 257H135V256ZM6 258H5V257ZM8 256H11V257H8ZM78 256H80V257H82V256H85V257H82L83 259L84 258H86V259H88V261L86 260H83L82 258H80V257H78V258H80L79 260H77L78 258L77 257ZM147 256V257H146ZM149 256V257H148ZM74 257H75V259H74ZM113 259H112V258ZM122 257V256H121ZM135 257V258H134ZM8 258V260H5V259H7ZM10 258V259H9ZM12 258V259H11ZM93 258V259H92ZM111 258V259H110ZM116 260H115V259ZM119 258H120V256H119ZM123 258V257H122ZM138 258V259H137ZM148 258H149V260H148ZM156 258V259H155ZM102 259H103V261L104 262H101L102 261ZM107 259H110V261L109 260H107ZM137 259V260H136ZM144 259V260H145ZM40 260V261H39ZM42 260V261H41ZM92 260H93V263H92ZM113 262H112V261ZM122 260H124V261H122ZM171 259H169V258H165V262L168 264V261L170 262V263H172V261H174L175 262V260L176 259H172L171 261H170ZM4 261H6V262H4ZM54 261V262H53ZM78 261V262H77ZM85 261V262H84ZM99 263H98V262ZM118 263H117V262ZM120 261V262H119ZM122 261V262H121ZM149 261H152V262H149ZM1 262H3V263H1ZM14 262V263H13ZM36 262V263H35ZM84 262V263H83ZM96 262V263H95ZM125 262V263H124ZM138 262V263H137Z\"/></svg>",
  "mask_w": 264,
  "mask_h": 264
},
{
  "label": "bare ground",
  "instance_id": "bare-ground-1",
  "mask_svg": "<svg viewBox=\"0 0 264 264\" xmlns=\"http://www.w3.org/2000/svg\"><path fill=\"white\" fill-rule=\"evenodd\" d=\"M19 1V0H18ZM46 1H48V0H46ZM66 1V0H65ZM105 1V0H104ZM110 1V0H109ZM124 1V0H123ZM136 1V0H135ZM91 2V1H90ZM128 2V1H127ZM139 2H140V0H139ZM44 3H45V1H44ZM43 3V4H44ZM47 3V2H46ZM46 3H45V6H46V8H47V6H48V4L46 5ZM109 3V2H108ZM135 3V2H134ZM136 3H137V5H139V3L136 1ZM135 3V4H136ZM141 3V2H140ZM145 1H143V3H141V7L139 8V10H138V12L136 13L137 15L138 14H142V13H145V12H147L148 11V9H147V7L145 6ZM55 4V3H54ZM128 4V3H127ZM190 4V3H189ZM42 5V0H23V2H19V3H17V1H16V3H14L13 2V0H0V42H2V41H4V39H7L8 38V36L10 37V35L12 36L11 38H13V35H14V33L15 32H17V30H19L18 28V26L16 27L15 25H16V22L18 23V21L19 22H22V23H24V21L26 22V21H28V22H30L29 21V19H33V17H34V15H33V13H35L34 11H35V9L37 10V7H40ZM64 5V4H63ZM68 5V4H67ZM109 5H110V3H109ZM133 5V4H132ZM66 6V5H65ZM64 6V7H65ZM140 6V5H139ZM196 6V5H195ZM89 7V6H88ZM97 7V6H96ZM122 7V6H121ZM131 7V6H130ZM184 7V6H183ZM66 8V7H65ZM94 8V7H93ZM92 8V9H93ZM106 8V7H105ZM188 8V7H187ZM190 8V7H189ZM43 9V8H42ZM62 9V8H61ZM109 9V8H108ZM122 9V8H121ZM128 9H129V7H128ZM133 9V8H132ZM137 9V8H136ZM40 10V9H39ZM39 10H37V11H39ZM47 10V9H46ZM64 10V9H63ZM70 10V9H69ZM110 10V9H109ZM115 10V9H114ZM48 12H49V10H47ZM58 11H60V10H58ZM93 11V10H92ZM47 12V13H48ZM83 12V11H82ZM88 12H89V10H88ZM102 12V11H101ZM111 12H112V9H111ZM221 12V11H220ZM42 15H43V13L42 12H40ZM46 13V14H47ZM50 13V12H49ZM59 13V12H58ZM104 13V12H103ZM132 13V12H131ZM37 14L39 15V13L37 12ZM55 14V13H54ZM53 14V15H54ZM82 14V13H81ZM84 14V13H83ZM90 14H93V13H91L90 12ZM128 14V13H127ZM134 14V13H133ZM62 15V14H61ZM65 15H67V14H65ZM65 15H63V16H65ZM69 15H70V13H69ZM77 15V14H76ZM85 15V14H84ZM124 15V14H123ZM48 16V15H47ZM63 16H60V18H61V21H62V24L64 25V23H63ZM92 16V15H91ZM38 17H40V19H41V17H43V16H37V20H38ZM45 17V16H44ZM66 17V16H65ZM71 17V16H70ZM45 18H47V17H45ZM50 18V17H49ZM59 18V17H58ZM91 19H92V17H90ZM35 19V20H36ZM68 19H69V17H68ZM67 19V20H68ZM122 19V18H121ZM129 19V18H128ZM18 20V21H17ZM37 20L36 21H34V20H32V21H34V24H36L37 23ZM43 20V19H42ZM88 20V19H87ZM94 20V19H93ZM32 21L30 22V23H32ZM55 21V20H54ZM60 21V20H59ZM58 20H57V22L56 23H58L59 22ZM83 21H85V20H83ZM104 21V20H103ZM126 21V20H125ZM36 22V23H35ZM39 22V21H38ZM45 22V21H44ZM93 21H91L89 24H86V25H84L85 26V28L83 29V31H82V29H81V27H80V29H81V31L82 32H84V30H87L89 27H90V24L92 23ZM98 22V21H97ZM96 22V23H97ZM55 23V22H54ZM101 23V22H100ZM107 23V22H106ZM222 28H223V26H224V30L222 31V35H223V33H225L226 31H227V28H228V26H227V24H226V21H225V19H224V17H223V15H222ZM20 24V23H19ZM19 24H17V25H19ZM44 24V23H43ZM60 24V23H59ZM66 24V23H65ZM92 24H95V23H92ZM91 24V27H93V25ZM26 25V24H25ZM63 25H62V29H63ZM66 25H68V23L66 24ZM80 25V24H79ZM22 26H24V25H22ZM22 26H20V27H22ZM31 26H33L34 27V25H32L31 24ZM53 26L54 27H56L54 24H53ZM53 26H51L52 28H53ZM59 27H60V25H58ZM73 26V25H72ZM94 26H96V25H94ZM100 27H101V24L99 25ZM259 26H260V28L264 31V22L263 23H260L259 24ZM25 27V26H24ZM29 27H30V24H29ZM50 27V26H49ZM59 27H58V29H59ZM26 28V27H25ZM24 28V30H26ZM69 28V27H68ZM68 28L66 29L67 31H69L68 30ZM37 29H39V28H37ZM65 29V28H64ZM70 29V28H69ZM100 29V28H99ZM23 30V27H22V29H20V31H22ZM23 30V31H24ZM30 30V29H29ZM44 30V29H43ZM19 31V32H20ZM31 31V30H30ZM51 31H52V29H51ZM63 31H65V30H63ZM71 31V30H70ZM72 31H73V29H72ZM27 32V31H26ZM32 32H33V30H32ZM37 32V31H36ZM36 32H34V33H36ZM39 32V31H38ZM38 32H37V34H38ZM66 32V31H65ZM80 32V31H79ZM40 33V32H39ZM43 33V32H42ZM53 33V32H52ZM55 33H57V32H55ZM58 33H59V31H58ZM64 33V32H63ZM67 33V32H66ZM85 33V32H84ZM23 34V33H22ZM33 34V33H32ZM32 34H30L29 33V36L30 35H32ZM41 34V33H40ZM83 34V33H82ZM52 35L53 34H51V37H52ZM59 35V34H58ZM60 35H62V33L60 34ZM65 35H67L68 36V34H65ZM73 35V34H72ZM85 35V34H84ZM101 35V34H100ZM99 35V36H100ZM7 36V38H5ZM15 36H16V34H15ZM14 36V37H15ZM19 36L20 37H18V35L16 36V38H15V42H17L16 40L19 38H25V36H27V38L26 39H28L29 38V36L28 35H22L21 36V33L19 34ZM24 36V37H23ZM35 36V35H34ZM80 36V35H79ZM103 36V35H102ZM31 38H33L32 36H30ZM55 37V36H54ZM58 37V36H57ZM60 37H62V36H60ZM96 37V36H95ZM30 38V39H31ZM76 38V37H75ZM81 38V37H80ZM14 39V38H13ZM49 39V36L48 35H43L42 37H41V40H43V41H47ZM62 38H60V40H61ZM219 39V38H218ZM217 39V40H218ZM29 40V39H28ZM54 40V39H53ZM67 40V39H66ZM80 40V39H79ZM81 40H83V39H81ZM9 41L10 42H12V39H9ZM84 41V40H83ZM62 42H65L64 41V38H63V41ZM79 42V41H78ZM95 42V41H94ZM103 42V41H102ZM9 43V42H8ZM18 43V42H17ZM17 43L15 44V46L17 45ZM53 44V43H52ZM66 45H64V43H63V46H62V51H63V49L67 46V48H69L70 46H68L69 44L66 42L65 43ZM73 44V43H72ZM62 45V44H61ZM71 45V44H70ZM83 45H84V43H83ZM80 46L79 48H81L80 50H78V45H77V47H76V50H78V51H75V45L73 44V47H74V49L73 48H71V49H73L74 51H75V53H72L71 54V52H70V50L71 49H67V51H69L70 53H67V54H65L67 51H66V48L64 49L65 51L63 52L65 55H62V57H60V58H57V60L56 59H51V61L50 60H48V58H49V55H47V52H45V51H42L43 53H41L39 56H37L36 58H33L32 59V62H33V64H34V66L32 67V68H27V66H25L24 68H25V70L27 71V69H28V71L30 70V71H35V70H37L36 72H38L39 73V71L41 72L40 73V75H47V74H50L51 72H53V71H57V72H60V73H57L58 75L59 74H61L60 75V77L59 78H61V79H63L64 81H67V83H66V85L63 83L62 84V86H64L65 85V88L64 87H62V90L59 92V93H55L54 94V97H59L61 94L63 95H67V94H69V92H71V86L72 85H79V80H82V79H80L81 77H79V75H78V72H79V70L77 71V69H80L81 67H80V65H78L79 63H78V59H76L77 57L79 58H81V56H82V58L84 59H86L85 61L87 62V58L88 59H91L90 57H91V55H89L91 52H89V54H88V52H87V49L86 48H83L84 46ZM25 46V45H24ZM41 46H43V45H41ZM40 46V47H41ZM49 46V45H48ZM39 47V48H40ZM55 47V46H54ZM57 47H59V46H57ZM64 47V48H63ZM174 47V46H173ZM37 48H38V46H37ZM43 48H46V47H43ZM49 48V47H48ZM61 48V47H60ZM176 48V47H175ZM25 49V48H24ZM55 49V48H54ZM59 49V48H58ZM40 50H42V47L40 48ZM72 50V52H74ZM19 51H20V49H19ZM62 53V54H63ZM21 54V53H20ZM74 54V55H73ZM88 54V55H87ZM21 56V55H20ZM88 56V57H87ZM7 58H9V57H7ZM92 58H94V56H92ZM3 59V60H2ZM17 59H18V57H17ZM83 59H82V62H83ZM144 59V58H143ZM149 59V58H148ZM0 60H2L3 62L5 61V59L4 58H2V57H0ZM14 60H16V59H14ZM20 60V59H19ZM93 60V59H92ZM91 60V61H92ZM85 61L82 63L83 65H85L84 63H85ZM90 61V60H89ZM90 61V64H88V65H94V62L95 61H97L96 59H95V61H92L91 62ZM6 62V61H5ZM7 62H8V59H7ZM100 61H97V63L98 64H100L99 63ZM92 63V64H91ZM97 63L95 62V65H97ZM105 63V62H104ZM4 64V63H3ZM81 64V63H80ZM119 64V63H118ZM4 65H7V64H4ZM82 65V69L83 68H86V66L84 67ZM87 65V64H86ZM110 65V64H109ZM120 65H123V64H120ZM8 66V65H7ZM111 66V65H110ZM109 66V67H110ZM116 66V65H115ZM114 66V68H116ZM1 67V66H0ZM94 67H96V66H94ZM93 67V69L92 70H94V69H97V71L99 72V69L100 68H94ZM98 67H100V66H98ZM101 67H103V66H101ZM122 67H125V66H122ZM143 67V66H142ZM4 68V66L2 65V69ZM17 68H19V67H17ZM87 68H89L90 69V67L88 66ZM87 68L86 69H84L85 71H87ZM105 68V67H104ZM108 68V66L105 68V69H107ZM133 68V67H132ZM131 67H128V68H124V69H122L121 68V71H119L118 69L116 70V72L117 71H119V74H116L115 72H114V75L112 76V82H113V80L114 81H116L115 83H113L112 85L114 86L111 90L108 88L106 91L107 92H109V90H110V92H112L113 93V91H114V99H112V98H110L111 96H109V94H107V95H105V96H101V97H99L98 99H97V96H96V100L94 101V100H90V101H92L91 103H89V104H81L80 103V101L78 100V101H76V99L77 98H75L74 99V101H76V102H74V103H76V104H74L73 106H71V107H73V108H68L65 112H61L62 113V136H63V139H61L62 140V144H59L58 146L60 147V150H59V154H51V157H48V159H47V165H48V163H49V165H50V167H51V165H52V168H50L49 166V168L48 167H45V168H41V166L42 165H39L38 164V166H40V168H41V172H39L40 174H41V178H35L36 180H33V178L34 177H32V178H30V175H36V173L35 174H33V172L30 170V169H33L36 165H35V163L37 162H35L34 161V159H31L30 160V158H31V156H29V155H27V156H29V157H26V154H29V152L27 153L26 151H28L29 150V146H28V148H27V142L24 144V148L25 149H28V150H22L23 148H20V150H22V151H25L24 153L22 152V156L24 157L25 156V160H27L26 158H28V160H30V162H32L33 161V163H28V160L25 162V164L28 166L29 164L32 166V167H30V169H29V167L28 168H25L26 169V171L29 169L30 171L29 172H31L30 173V175H28L29 174V172H27L26 173V171H25V169L24 168H22V170H23V172H22V170L20 171V174L21 173H23V174H27V176L26 177H29L32 181H36L35 182V184L37 185V186H35V187H38V185H40V189H41V186L43 185V182L41 181H39V179H42L45 183L44 184H46V185H48L49 186V192H48V194L46 193V191L48 190H46V185H44L43 187H42V189H43V191L45 192V194H47L48 195V197H46V199L43 201V203H41L40 202V200L41 199H43L42 197H43V194H44V192L42 191V193H41V197H39V196H37V197H39V200L37 199V197H36V199L38 200V202H39V207H40V205L41 204H44L43 205V207H45L44 209L42 208V207H40V208H42L41 210L43 211L44 210V213H43V216H44V219H43V216H42V214H41V212L42 211H40V212H38V213H40V215L42 216V219H41V216H38L39 214L36 212V215L38 216V217H36V215H35V217H34V215H32V211H34L35 209H34V206L36 207V210H37V206H36V203H34L35 202V197H34V202L32 201V203H34V205L32 206V208L34 209H29V210H31V212L30 211H28V213H26V218L25 217H23L22 215H24L25 213H24V211H25V208H27L26 210H28V208H29V206H28V203H26V202H20L19 201V199L21 198V196H22V194H23V199L24 198H27V197H30V194H33L32 192H31V190H30V188L32 189V191L34 192H37V191H40V190H37V188H35L34 187V183H30V182H26L25 180V182L26 183H29V184H27V185H29V186H31V184H32V186L29 188V191L27 190L28 189V186L26 185V183H24L22 180H21V183L23 184V186H21V187H25V189L26 190H21L20 188V190H21V195H20V193H19V195H20V198H19V195H17V193H15L14 192V189L13 190H11V193L13 194V193H15V194H13V195H17V197H18V200H17V207H18V202H20V203H22L23 204V206H24V204L26 203L27 204V206H26V204H25V208H23V206H22V210L23 211H20L21 210V206L20 207H18V209H20V210H16V209H14L13 207V204L14 203H12V202H10L9 200L8 201H4V200H6L7 198H13L11 195V197H6V196H4V200L3 199H1L0 200V207H4V206H8V209H9V205L10 204H12V206H10V209H9V211H7L6 213L4 212V214L0 217V228H2V229H4L3 231H2V233H1V235H2V240H3V244H2V246H1V253H3L2 252V250H10V249H13L14 248V246H12V248H11V244H13L14 243V238H15V234H14V232H17L16 230H15V222L16 221H18V225L20 226L21 225V222H22V229H20L19 228V226H18V228L20 229V233L22 234V233H24V231L27 229V226H28V220H30V224H29V226L31 225V219L30 218H34V219H37V218H39L37 221H40V219L43 221V222H45V223H43L42 221H40L42 224H40L39 222H37L36 220H35V224L36 223H39L40 224V226L42 225V228H43V230H44V226H46V228H45V232H42V233H44V234H46V240H44V238H45V236H44V238H43V234H41V230H42V228L38 225L37 227H38V229H36L37 227H36V225L35 224H32V225H35V226H33L34 227V229H36V230H39V229H41V230H39L38 231V233H40L39 234V237H38V233H37V231H36V233L37 234H34L33 236L34 237H38L36 240H44V241H46L45 242V246L48 248H45L44 246H43V248L41 249V250H43L44 249V251H46L47 252V250H49V254L51 255V259H53V260H56V261H58V262H61V261H66L65 259L66 258H64L65 256L67 257V258H70L69 257V255H71L72 256V254L71 253H73V254H79V252L81 253V255L82 254H84L85 256H86V258L89 256V260L91 259L90 257H94V259L96 258V259H98V260H100L102 257H106V256H108V253L110 254V256L111 255H114L113 257H116V254H115V251H114V248H115V250H117L116 248H118V251H120V258H119V256L117 257L118 258V260L119 259H124L125 260V264H133V262L134 261H132V260H135V259H133V258H131L130 256L131 255H129V258H128V254L130 253H128L127 254V252L130 250V251H134V249L132 248V246H131V243H132V241H131V238L130 237H128L127 235L129 234V233H127V231H123L122 229H120V230H122V231H118L117 229L113 232V233H115L116 231V233L114 234L115 236H114V238H115V241H114V239H113V241L115 242V244H113V241H111V237H109L110 238V240H107V241H110L111 243H107V242H105L104 240H105V238H106V236H107V239H109L108 238V235H106V233H108L107 231H106V233H104L103 232V234L101 233L102 232V230H101V227H97L98 229H99V232H100V234H96V233H98V229L96 230L97 232L94 234V235H92V231H91V233H90V231H87V230H85V231H87L88 233H90V235H91V237L89 236V234L88 235H86V232L83 230V232H85V234H82L83 236H82V238L79 236V234H81L82 233V230H80L79 231V222H81L82 221V223H84L83 221H84V216H88L89 215V217H90V215H91V217L92 216H95L96 214H99L101 211L99 210V203H100V199H101V195H104L107 191H108V193L109 194H111L110 193V189H109V187L108 186H110V185H114V184H112L111 182L113 181H111V182H109L108 181V178L109 177H106V181H103V183H101V180H99V178L97 177V170L102 166V162H104L102 159L104 158V159H106V160H109V159H112V158H114L113 160L115 161V162H118L120 159H122V153L121 152H123L124 153V150L122 149V151L120 152V150H121V147L122 146H124L125 144H127L128 143V140L130 139V138H132V133L133 132H135V131H137L139 128V122H140V114L142 113V112H139V110H141V109H139L140 107L139 106H141V103H142V100H143V97L144 96H142L141 95V93L143 92V85H141V83H139V81H137V76H136V74H135V71L132 69ZM1 69V68H0ZM15 69V68H14ZM14 69H12L13 71H16V70H14ZM88 69V70H89ZM19 70V69H18ZM21 70H23V68L22 69H20V72H21ZM81 70V69H80ZM102 70V69H101ZM100 70V71H101ZM108 70V69H107ZM107 70L106 71H103V72H107ZM112 69H110V71H111ZM8 71H11V69H9ZM25 71V73H27ZM7 72V70L6 71H4V73H1V75L2 76H7L5 73ZM50 72V73H49ZM98 72H95V73H98ZM10 73H12V72H10ZM9 73V74H10ZM19 73V71L16 73V74H18ZM54 73V72H53ZM80 73H82V71H80ZM84 73V72H83ZM83 73L81 74V75H83ZM86 73H88V72H86ZM94 73V72H93ZM99 73H101V72H99ZM3 74H5V75H3ZM8 74V73H7ZM14 76H16L17 77V75H15L14 73H12ZM11 74V77L13 76ZM20 74H22V73H20ZM28 74V73H27ZM30 74H32V72H30ZM85 74V73H84ZM89 74H92L91 73V71L89 70ZM102 74L103 73H101L100 75H98V74H96L95 76H102ZM108 74V72L104 75V76H106ZM39 75V76H40ZM110 75V74H109ZM108 75V76H109ZM8 76H10V75H8ZM47 76H49V75H47ZM71 77V81H70V77ZM85 76H88V74L86 75H83L82 77H85ZM90 77H91V79L92 78H95V77H92L91 75H89ZM88 76V77H89ZM28 77V76H27ZM87 77V78H88ZM89 77V78H90ZM164 77H167V73L166 72H164L163 73V78ZM3 78V77H2ZM8 78V77H7ZM26 78V77H25ZM65 78H67L68 80H66ZM88 78V79H89ZM101 78H103V77H101ZM100 78V81L102 82L104 79H101ZM109 78V77H108ZM18 79V78H17ZM60 79V80H61ZM84 79V78H83ZM86 79V78H85ZM105 79H107V77H105ZM111 79V78H110ZM4 80L6 81V79L4 78ZM19 80V79H18ZM18 80H16V81H18ZM62 80V81H63ZM98 80V79H97ZM108 80V82H110L111 83V81H109V79H107ZM107 80H104L105 82H107ZM5 81H1V82H5ZM93 81V80H92ZM99 81V80H98ZM103 81V83H105ZM0 82V85L2 84ZM6 82H9L8 81V79H7V81ZM11 82V81H10ZM10 82L9 83H7V85H10ZM14 82L15 81H13L12 83L14 84ZM95 82V81H94ZM16 83H18V82H16ZM19 83H20V80H19ZM26 84H27V82H25ZM97 83V82H96ZM100 83V82H99ZM4 84H6V83H4ZM3 84V85H4ZM21 84H22V82H21ZM21 84L19 85V86H21ZM23 84H24V82H23ZM30 84V83H29ZM98 85H100V84H97V86ZM231 85H232V83H231ZM2 86V85H1ZM0 86V89L3 87H1ZM17 86V84H15V86L14 87H16ZM19 86H17L19 89H20V87ZM85 86V85H84ZM107 86V85H106ZM108 86H110V85H108ZM9 86H7V88H8ZM11 87V86H10ZM23 87V86H22ZM31 87V86H30ZM87 87V86H86ZM101 87V86H100ZM23 88H27L26 86H24ZM98 88V87H97ZM104 88H107V87H102V89L104 90ZM162 88V87H161ZM5 89V88H4ZM9 90H11L10 88H8ZM7 89V90H8ZM28 89V88H27ZM232 89H233V85H232ZM3 90V89H2ZM8 90V91H9ZM14 90V89H13ZM16 91H17V89H15ZM14 90V91H15ZM26 90V89H25ZM29 90H30V88H29ZM32 91H33V89H31ZM99 90H101L100 88H99ZM102 90V91H103ZM104 90V91H105ZM21 91H23V92H20L21 94L23 93V94H25L26 92H24V90H21ZM72 91H73V88H72ZM77 91H79V89L77 90ZM84 91V90H83ZM82 91V92H83ZM85 91H87L86 89H85ZM90 91H92L91 89H90ZM94 92H95V90H93ZM96 91H98V90H96ZM101 91V92H102ZM103 91V92H104ZM2 92L3 91H1L0 90V94H2ZM6 92V91H5ZM28 92H30V91H27V93ZM34 92V91H33ZM38 92V91H37ZM36 92V93H37ZM80 92V91H79ZM93 92V93H94ZM99 92V91H98ZM98 92H97V94H98ZM100 92V93H101ZM106 92V93H107ZM109 92V93H110ZM32 93V92H31ZM93 93H91L92 95H93ZM116 93V94H115ZM79 93L77 92V94L75 95V96H77ZM81 94V93H80ZM83 94H84V96H86V95H88V94H86V93H84L83 92ZM83 94L81 95L82 97H83ZM96 94V93H95ZM104 94V93H103ZM146 94V93H145ZM153 94V93H152ZM156 94V93H155ZM5 94H3L2 95V98H3V96H4ZM9 95V94H8ZM27 95V94H26ZM91 95V96H92ZM100 95V94H99ZM10 96H11V94H10ZM79 96V95H78ZM90 96V95H89ZM93 96H95V95H93ZM92 96V97H93ZM5 97V96H4ZM6 97H8V98H12L13 96H11V97H9V96H7L6 95ZM81 97V98H82ZM1 98V99H2ZM22 98V97H21ZM54 99V98H53ZM79 99V98H78ZM3 100H6V99H4L3 98ZM25 100V99H24ZM23 99H22V101H21V104L23 103V101H24ZM62 100V99H61ZM2 100H0V102H1ZM7 101V100H6ZM5 101V102H6ZM10 101L11 100H9V104H10ZM8 102V101H7ZM17 102V101H16ZM52 102V101H51ZM62 102V101H61ZM82 102H83V100H82ZM12 103H13V101H12ZM19 103V102H18ZM79 103H80V107H79ZM1 104V103H0ZM6 105V104H5ZM17 105V104H16ZM19 105V104H18ZM52 105V104H51ZM61 105V104H60ZM3 106V105H2ZM10 106V105H9ZM43 106V109H45V108H48V106L47 105H39V106H37L36 107V109H40L41 107ZM1 107V106H0ZM5 107V106H4ZM22 107H23V105H22ZM31 107V106H30ZM56 107V106H55ZM54 107V108H55ZM25 108V107H24ZM23 108V109H24ZM60 108V107H59ZM2 109V108H1ZM0 109V130H2L3 129V132H4V130L8 127V129H9V126H7L8 125V123L10 124V122H11V120H13L15 117H17V115H15V113H17L18 112V110H17V108H16V111L17 112H14V114L13 115H15V117L12 119L11 117H8L9 118V120H10V122L7 120L8 118L6 117V116H8V115H10V114H12V113H8V115H6V116H4V115H2L1 114V110ZM6 109V108H5ZM35 108H33V110H34ZM53 109V108H52ZM79 109H81L80 111H79ZM7 111L9 110V112H12V111H10V109L9 108H7L6 109ZM13 110V109H12ZM68 110H69V112H68ZM3 111H4V108H3ZM36 111V110H35ZM20 113V112H19ZM4 114V113H3ZM6 114V113H5ZM18 114V113H17ZM29 114V113H28ZM5 117V118H4ZM28 117V116H27ZM36 119V118H35ZM48 121V120H47ZM13 122V121H12ZM16 122V121H15ZM14 122V123H15ZM29 122H31V121H29ZM24 123V122H23ZM28 123V122H27ZM40 123V122H39ZM44 123V122H43ZM57 123V122H56ZM59 123H60V120H59ZM49 124V123H48ZM144 124V123H143ZM20 125V124H19ZM11 126V125H10ZM13 126V125H12ZM15 126V125H14ZM60 127V126H59ZM58 127V128H59ZM143 127V126H142ZM41 128V127H40ZM39 128V129H40ZM43 128V127H42ZM7 129V130H8ZM28 129V128H27ZM7 130L5 131V132H7ZM10 130V129H9ZM9 130H8V132L7 133H11V132H9ZM35 130V129H34ZM40 130H42V129H40ZM48 130V129H47ZM46 130V131H47ZM53 130V129H52ZM60 130V131H61ZM15 131V130H14ZM45 131V130H44ZM3 132H1V133H3ZM4 132V133H5ZM16 132V131H15ZM15 132H13V134H14V137H15V139H16V135H15ZM26 132H28V131H26ZM37 132V131H36ZM41 132V131H40ZM43 132V131H42ZM35 133V132H34ZM51 133V132H50ZM28 134V133H27ZM37 134V133H36ZM11 135V134H10ZM24 135H25V133H24ZM30 135V134H29ZM28 135V136H29ZM43 135H44V133H43ZM0 136H2V135H0ZM7 136H9V135H6V137ZM12 136L13 135H11V136H9L8 138H11V139H14V137L12 138ZM39 136V135H38ZM50 136V135H49ZM3 137H4V134H3ZM48 137V136H47ZM7 138V139H8ZM26 138H27V136H26ZM25 138V139H26ZM38 138V137H37ZM43 138H44V136H43ZM58 138H59V136H58ZM1 139V138H0ZM6 138H4V139H2V140H5ZM6 139V140H7ZM15 139H14V141H15ZM50 139V138H49ZM1 140V141H2ZM17 140V139H16ZM36 140V139H35ZM34 140V141H35ZM42 140V139H41ZM60 140V139H59ZM117 140H119V143L120 144H118L119 145V147H117L118 148V150H119V152L116 150L117 148H115V141H117ZM8 141H9V145L11 146V142L13 141H11L10 139H8ZM8 141H5L6 143L8 142ZM38 141V140H37ZM36 141V142H37ZM48 141V140H47ZM52 141H53V139H52ZM130 141V140H129ZM4 141L3 142H0V177H3V178H5V182L4 183H6V180L7 181H10V180H8L7 178L9 177V176H11V173H13V174H16L17 175V173H15V172H18V170H17V166L19 167L20 165H19V163H21L22 165H23V167H24V165L25 164H23V160L20 162V160L23 158L22 156H21V158L20 157H17V155H15L14 154V152H15V149L14 148H16L15 146H14V148L12 149V146H11V148L10 149H12V150H14L13 152H12V150H10L9 149V147H8V144H6ZM32 142V141H31ZM42 142H44V141H42ZM57 142V141H56ZM56 142H55V145H56ZM11 143V144H10ZM29 144H30V142H28ZM50 143H51V141H50ZM50 143H48V144H50ZM53 143V142H52ZM58 143H60V142H58ZM57 143V144H58ZM31 144H33V143H31ZM36 144V143H35ZM44 144V143H43ZM42 144V145H43ZM14 145V144H13ZM116 145H117V143H116ZM128 145V144H127ZM132 144H130V146H131ZM23 146V145H22ZM33 146H34V144H33ZM38 146H40V145H38ZM37 146V147H38ZM21 147V146H20ZM35 147H36V145H35ZM34 147V149L36 150V148ZM42 147V146H41ZM44 147H46V149H47V146H46V144H45V146ZM18 148V147H17ZM31 148V147H30ZM51 148H52V150H53V147L51 146ZM55 149H56V147H54ZM19 149V148H18ZM43 149V150H42ZM58 149V148H57ZM131 149V148H130ZM20 150H17L18 151V153H17V151H16V153L17 154H19L20 153ZM31 150H33V147H32V149ZM38 150H39V148H38ZM41 150L42 151H44L45 150V148H41ZM40 150V151H41ZM127 151H128V149H126ZM48 151V150H47ZM135 151V150H134ZM46 152V151H45ZM55 152V151H54ZM53 152V153H54ZM129 152V151H128ZM133 151H132V149H131V153H132ZM21 154V153H20ZM23 154H25V155H23ZM32 154V153H31ZM38 154V153H37ZM47 154V153H46ZM49 154V153H48ZM15 155V156H14ZM39 155V154H38ZM42 155V154H41ZM45 155V154H44ZM93 155H95V157L92 159V156ZM40 156V155H39ZM49 156V155H48ZM13 157H17L15 160H16V164L17 165H15V163L14 162H12L13 160H12V158ZM33 157V156H32ZM38 157V156H37ZM20 158V159H19ZM36 158V157H35ZM14 159V158H13ZM18 159V160H17ZM24 160V161H25ZM41 160V159H40ZM43 160V159H42ZM45 160H46V157H45ZM112 160V161H113ZM19 161V162H18ZM102 161V162H101ZM110 161V160H109ZM8 162V163H7ZM10 162V163H9ZM111 162V161H110ZM39 163V162H38ZM42 163H45L44 161L42 162ZM41 164V163H40ZM29 165V166H30ZM46 165V166H47ZM104 165V164H103ZM38 166L37 167H35V168H38ZM22 167V166H21ZM26 167V166H25ZM34 168V169H35ZM40 168L39 169H37V170H40ZM21 169V168H20ZM19 169V170H20ZM36 169L34 170V172L35 171H37ZM104 171H105V169H104ZM111 171V170H110ZM38 172H37V176H38ZM98 172H100L99 170H98ZM101 172H102V170H101ZM110 173V172H109ZM12 174V176H13V178L15 179V180H13L14 182L16 181V183H17V186H16V189H17V187H19V181H18V179L20 178V177H18V179H17V177H15L16 175H13ZM23 174H22V176H23ZM40 174H39V176H40ZM91 174H92V176H91ZM102 174V173H101ZM105 174V173H104ZM106 174H107V172H106ZM105 176V175H104ZM112 176H113V174H112ZM111 175H110V178H109V180H111L112 177ZM25 177V178H26ZM113 177H115V176H113ZM10 178H12V177H10ZM12 178V179H13ZM21 179V178H20ZM113 179H115V178H113ZM1 181V180H0ZM12 181V182H13ZM18 181V182H17ZM28 181V180H27ZM37 181H39V183H42V184H37ZM3 182V181H2ZM11 182V183H12ZM115 182V181H114ZM3 183V184H4ZM15 183V184H16ZM19 183V184H18ZM48 183H50V185L48 184ZM111 183V184H110ZM1 184V183H0ZM7 184H9V186H12V184H10V183H7ZM14 184V183H13ZM24 184H25V186H24ZM108 184H110V185H108ZM108 185V186H107ZM163 185V184H162ZM1 186V185H0ZM7 186V185H6ZM14 186V185H13ZM14 186V187H15ZM159 186V185H158ZM161 186V185H160ZM8 187V186H7ZM106 187V188H105ZM107 187H108V189L109 190H107ZM112 187V186H111ZM110 187V188H111ZM2 190H4V191H6V187L3 185L2 186ZM11 188V187H10ZM13 188V187H12ZM39 188V187H38ZM105 188V190H107V191H104L105 193H103V194H101L100 192L103 190ZM113 188V187H112ZM111 188V190L113 191V189ZM115 188V187H114ZM159 188H161V187H159ZM158 188V189H159ZM9 189V188H8ZM15 189V190H16ZM18 189V190H19ZM41 189V190H42ZM119 189V188H118ZM117 189V190H118ZM1 190V189H0ZM190 190V189H189ZM4 191H1V192H4ZM13 191V192H12ZM24 191H26V193H28L29 194V192H30V194H29V196H28V194H26ZM28 191V192H27ZM161 191L162 190H160L159 189V192L158 193H161ZM0 192V193H1ZM6 192H9L8 190L6 191ZM16 192H19V191H16ZM41 192V191H40ZM39 192V193H40ZM103 192V191H102ZM5 193V192H4ZM3 193V194H4ZM108 193H106V195H104L103 197H102V199H101V201H103L105 198H107V201H106V199L104 200V201H106L107 203H110L109 202V200L108 199H110L111 198V200H112V202H114V200L113 199H116V198H118V197H114L113 199H112V196L111 195H114V196H116L115 194H111V195H109V198H108ZM6 194V193H5ZM10 194V193H9ZM38 194V193H37ZM99 194H101V195H99ZM1 195V194H0ZM24 195H26L27 197H24ZM36 195V194H35ZM47 195H45V196H47ZM106 196V197H105ZM111 196V197H110ZM159 196H160V194H159ZM2 197V196H1ZM5 197H6V199H5ZM161 197V196H160ZM41 198V199H40ZM45 198V197H44ZM17 199V198H16ZM22 199V200H23ZM28 199V198H27ZM26 199V200H27ZM190 199V198H189ZM30 200V199H29ZM28 200V201H29ZM36 200V201H37ZM16 201V200H15ZM25 201V200H24ZM261 201V200H260ZM118 202H119V200H118ZM250 202V201H249ZM103 203V202H102ZM248 203V202H247ZM104 204H106L105 202H104ZM104 204H102V205H104ZM111 204V203H110ZM123 204V203H122ZM128 204V203H127ZM15 205V204H14ZM107 205V204H106ZM106 205L104 206V207H106ZM109 205V204H108ZM131 205V204H130ZM129 206V205H128ZM133 206V205H132ZM248 206V205H247ZM5 207V208H6ZM15 207H16V205H15ZM189 207V206H188ZM187 207V208H188ZM260 207H262V206H260ZM162 208V207H161ZM2 209V208H1ZM7 209V210H8ZM101 209V208H100ZM111 208H109V206L108 207H106L105 208V211L103 212V213H101V214H103V215H101V217H104V215L105 214H107L108 212H109V210H110ZM40 210V209H39ZM38 210V211H39ZM132 210V209H131ZM160 210V209H159ZM260 210V209H259ZM3 211V210H2ZM111 211V210H110ZM112 211H113V209H112ZM133 211H134V208H133ZM20 212H23V213H20ZM26 212V211H25ZM30 212V213H29ZM2 213V212H1ZM35 213V212H34ZM33 213V214H34ZM245 213H246V211H245ZM247 213H249V212H247ZM264 213V212H263ZM20 214H22V215H20ZM115 214V213H114ZM134 214V213H133ZM32 215V216H31ZM100 215V214H99ZM108 215V214H107ZM259 215V214H258ZM257 215V216H258ZM262 215V214H261ZM20 216H22V218H25L24 220H22V221H20ZM81 216H82V218H83V220H81V221H79V218L81 219ZM110 216V215H109ZM246 216V215H245ZM256 216V215H255ZM260 216V215H259ZM88 217V218H89ZM96 217V216H95ZM108 217V216H107ZM107 217H105V219H107ZM226 217V216H225ZM247 217V216H246ZM245 217V218H246ZM253 217V216H252ZM88 218L87 219H85V221L86 220H88ZM93 218V217H92ZM97 218H100V217H97ZM109 218V217H108ZM227 218V217H226ZM255 218V217H254ZM28 219V220H27ZM33 219V220H34ZM89 220H92V219H89ZM101 220V219H100ZM102 220H103V218H102ZM108 220V219H107ZM23 221H24V223H23ZM94 221V220H93ZM92 221V222H93ZM19 222H20V224H19ZM261 222V221H260ZM33 223V222H32ZM87 223H89V222H87ZM99 223H101L100 221H99ZM99 223H98V225H99ZM190 223V222H189ZM17 224V223H16ZM45 224V225H44ZM84 224H86V222L84 223ZM91 224V223H90ZM90 224H89V227H90ZM131 224V223H130ZM184 224V223H183ZM182 224V225H183ZM193 224V223H192ZM94 225V224H93ZM97 225V221H96V224H95V226ZM104 225V224H103ZM121 225V224H120ZM181 225V226H182ZM261 225V224H260ZM80 226H81V224H80ZM100 226H102V225H100ZM174 226H176V225H173V227ZM184 226H185V224H184ZM257 226V225H256ZM31 227L32 226H30V227H28V228H30V229H28L30 232H31ZM83 227H85V226H83L82 225V227H81V229L83 228ZM108 227V226H107ZM111 228V230H112V228L114 227V226H110ZM183 227V226H182ZM186 227V226H185ZM118 228V227H117ZM180 228V227H179ZM24 229V230H23ZM33 229V230H34ZM89 229V228H88ZM102 229H103V227H102ZM115 229V228H114ZM119 229V228H118ZM131 229V228H130ZM223 229H225V228H223ZM18 230V229H17ZM22 230H23V232H22ZM42 230V231H43ZM89 230H91V229H89ZM187 230V229H186ZM95 231V230H94ZM105 231V230H104ZM113 231V230H112ZM131 231V230H130ZM175 232V230H172V232ZM178 231V230H177ZM175 232V234H174V232H173V237L171 238V241H173L172 242V244H170V246H169V243L168 242H166V243H157V249L159 250H157L156 249V254L158 255V257H157V260H156V262H153L152 264H164V262H165V258H169V259H177L178 260V258H182V257H184V258H186L187 259V263L188 264H192L193 262H194V258H195V256L197 255V254H200L201 256H203L204 258H209V257H224V258H226V256H227V253H229L228 251H230V257H229V259L231 258V259H233V260H235L236 258H237V252H238V246H237V244L236 243H234V244H232V245H226L225 244V242H224V240H222V241H220L222 238H223V235H224V233H225V231H226V229L224 230V232H222V233H220V234H214V236H213V233H210L208 236V238L205 240V241H203V239H202V237L201 238H199V236H198V239L195 241V240H193V239H188V238H185V237H182L181 235H179V232ZM25 232H27V230L25 231ZM80 232V233H79ZM171 232V233H172ZM184 232V231H183ZM206 233H207V230L205 231ZM264 232V231H263ZM19 233V234H20ZM29 233V232H28ZM27 233V235H29ZM185 233H186V231H185ZM195 233V232H194ZM242 233V232H241ZM17 234H18V232H17ZM20 234V235H21ZM109 234H110V232H109ZM25 234H23V237H27V235H25ZM86 235V236H85ZM112 235V234H111ZM111 235H109V236H111ZM150 235V234H149ZM148 235V236H149ZM151 235H153V234H151ZM185 235V234H184ZM189 235V234H188ZM187 235V236H188ZM236 235V234H235ZM246 235V234H245ZM252 235H253V233H252ZM251 235V237H253ZM257 235H259V236H261V234H257ZM256 235V236H257ZM88 236V237H87ZM94 238H93V237ZM131 236H135V235H132L131 234ZM186 236V235H185ZM25 237V238H26ZM85 237H87L86 239H87V242H89V240H91L90 242H93V243H86V241L84 240L85 239ZM113 237V236H112ZM139 237V236H138ZM143 237H146V235L145 236H143ZM167 237V236H166ZM165 237V238H166ZM189 237V236H188ZM234 237H236V236H234ZM243 237H246V236H243ZM18 238V237H17ZM39 238H42V239H39ZM84 238V239H83ZM88 238H93V239H88ZM135 238V237H134ZM152 238V237H151ZM247 238V237H246ZM254 238V237H253ZM16 239V238H15ZM23 239V238H22ZM32 239H33V237H32ZM35 239V238H34ZM150 239V238H149ZM168 238H166V240H167ZM260 239H262V238H260ZM0 240H1V237H0ZM21 240V239H20ZM28 240V242H29V237L26 239V241ZM81 240H83L82 242H81ZM143 240H145V238L143 239ZM152 240V239H151ZM150 240V241H151ZM17 242L19 241V239L18 240H16ZM24 241V240H23ZM35 241V240H34ZM39 241H37L38 243H40L39 245H37V244H35L34 246L37 248V246L39 247V246H41L42 247V243H41V241L39 242ZM135 241H137V240H135ZM139 241V240H138ZM148 241V240H147ZM150 241H149V244L150 245H152L153 244V241L150 243ZM196 243H195V242ZM243 241V240H242ZM252 241V240H251ZM254 241V240H253ZM258 241V240H257ZM27 242V243H28ZM36 242V241H35ZM36 242V243H37ZM84 242H85V244H84ZM145 242V241H144ZM227 242V241H226ZM254 242H256V241H254ZM259 242V241H258ZM26 243V242H25ZM249 243V242H248ZM253 243V242H252ZM261 243V242H260ZM19 244V243H18ZM34 244V243H33ZM47 244V245H46ZM89 244V245H88ZM250 244V243H249ZM255 244V243H254ZM15 245H16V243H15ZM26 245V244H25ZM116 245V246H115ZM142 245V244H141ZM241 245V244H240ZM138 246V245H137ZM145 246H146V244H145ZM144 246V247H145ZM242 246L243 247H245L243 244H242ZM260 246V245H259ZM18 246H16V248H17ZM20 247V246H19ZM134 247V246H133ZM150 247H152V246H150ZM149 247V248H150ZM242 247V248H243ZM253 248H254V246H252ZM16 248H15V250H16ZM29 248V247H28ZM34 248V247H33ZM36 248H34V249H36ZM123 248V249H122ZM141 248V247H140ZM143 248V247H142ZM17 249H19V248H17ZM21 249V248H20ZM33 249V250H34ZM38 249V248H37ZM39 249H40V247H39ZM39 249H38V251H39ZM46 249V250H45ZM126 249H127V252H126ZM138 250H139V248H137ZM136 249V250H137ZM251 249V248H250ZM255 249H257V248H255ZM122 250H123V252H122ZM136 250H135V252H136ZM140 251V250H139ZM145 251V250H144ZM148 251H150L149 249H148ZM240 251V250H239ZM33 252H35V251H33ZM41 252V251H40ZM114 252V253H113ZM140 252H142V250L140 251ZM0 253V254H1ZM36 253V252H35ZM137 253V252H136ZM150 253H152V251L150 252ZM150 253H148V254H150ZM14 254V253H13ZM18 254V253H17ZM38 253H36V255H37ZM69 254V255H68ZM133 254V253H132ZM144 254V253H143ZM142 254V255H143ZM155 254V255H156ZM6 255H9V254H6ZM23 255V254H22ZM35 254H34V256H36ZM80 255V254H79ZM141 255V254H140ZM246 255V254H245ZM255 255V254H254ZM258 255V254H257ZM33 256V255H32ZM45 256V255H44ZM85 256H82V257H85ZM123 258H122V257ZM135 256V255H134ZM136 256H137V254H136ZM135 256V257H136ZM250 256V255H249ZM0 257H2V254H1V256ZM5 257V256H4ZM8 257H11V256H8ZM12 257H13V255H12ZM77 257V256H76ZM78 257H80V256H78ZM77 257V258H78ZM82 257H80V258H82ZM134 257V258H135ZM145 256H143V259H142V263L143 264H147V259H145L144 258ZM147 257V256H146ZM149 257V256H148ZM6 258V257H5ZM72 258H73V256H72ZM80 258H78L77 260H79ZM86 258H82L83 260H87L88 261V259H86ZM100 258V259H99ZM112 258V257H111ZM110 258V259H111ZM239 258V257H238ZM256 258H257V256H256ZM10 259V258H9ZM12 259V258H11ZM74 259H75V257H74ZM93 259V258H92ZM110 259H107V260H109L110 261ZM113 259V258H112ZM115 259V258H114ZM138 259V258H137ZM136 259V260H137ZM145 259V260H144ZM156 259V258H155ZM214 259V258H213ZM239 259H242V258H239ZM244 259V258H243ZM5 260H8V258L7 259H5ZM116 260V259H115ZM124 260H122V261H124ZM148 260H149V258H148ZM170 260V261H171ZM228 260V259H227ZM40 261V260H39ZM42 261V260H41ZM64 261H63V263H64ZM81 260H79V263H77V264H80L81 262H80ZM84 261V262H85ZM112 261V260H111ZM121 261V262H122ZM180 261V260H179ZM241 261V260H240ZM4 262H6V261H4ZM54 262V261H53ZM78 262V261H77ZM83 262V263H84ZM89 262V261H88ZM98 262V261H97ZM100 262V261H99ZM98 262V263H99ZM101 262H104L103 261V259H102V261ZM106 262V261H105ZM104 262V263H105ZM108 262V261H107ZM106 262V263H107ZM113 262V261H112ZM117 262V261H116ZM120 262V261H119ZM149 262H152V261H149ZM228 262V261H227ZM226 262V264H228ZM232 262V261H231ZM244 262V261H243ZM243 262H241V263H243ZM246 262H248V261H246ZM250 262H252V261H250ZM1 263H3V262H1ZM11 263V262H10ZM9 263V264H10ZM14 263V262H13ZM36 263V262H35ZM92 263H93V260H92ZM96 263V262H95ZM103 263V264H104ZM109 263V262H108ZM118 263V262H117ZM138 263V262H137ZM214 263V262H213ZM233 263V262H232ZM235 263V262H234ZM233 263V264H234ZM7 264V263H6ZM15 264H17L16 263V261H15ZM19 264V263H18ZM22 264V263H21ZM28 264V263H27ZM32 264V263H31ZM57 264H59V263H57ZM99 264H102V263H99ZM112 264V263H111ZM120 264V263H119ZM122 264H123V262H122ZM165 264H167L166 262H165Z\"/></svg>",
  "mask_w": 264,
  "mask_h": 264
},
{
  "label": "built area",
  "instance_id": "built-area-1",
  "mask_svg": "<svg viewBox=\"0 0 264 264\" xmlns=\"http://www.w3.org/2000/svg\"><path fill=\"white\" fill-rule=\"evenodd\" d=\"M172 1L145 0L148 11L130 16L126 24L110 18V45L150 55L151 62H145L143 68L169 88L171 96L201 81L213 93L232 90V76L219 71L215 62V43L224 30L222 12L184 13L180 20L173 21ZM122 9L128 10L126 3H122ZM164 72L167 77L163 78Z\"/></svg>",
  "mask_w": 264,
  "mask_h": 264
},
{
  "label": "water",
  "instance_id": "water-1",
  "mask_svg": "<svg viewBox=\"0 0 264 264\" xmlns=\"http://www.w3.org/2000/svg\"><path fill=\"white\" fill-rule=\"evenodd\" d=\"M239 2L251 22L256 24H260L264 22V15H262L261 13L260 15H257L249 8V6L243 0H239Z\"/></svg>",
  "mask_w": 264,
  "mask_h": 264
}]
</instances>
